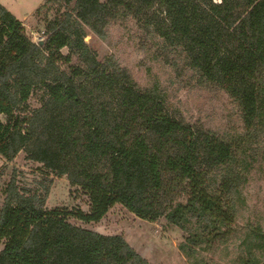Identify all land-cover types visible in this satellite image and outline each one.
Returning <instances> with one entry per match:
<instances>
[{
	"label": "trees",
	"instance_id": "obj_1",
	"mask_svg": "<svg viewBox=\"0 0 264 264\" xmlns=\"http://www.w3.org/2000/svg\"><path fill=\"white\" fill-rule=\"evenodd\" d=\"M35 16L37 42L0 3V156L23 151L64 175L88 208H47V186L9 182L0 264H149L121 234L70 222H99L116 204L183 229L180 249L193 264L220 245L227 264H264L262 225L237 223L264 163V0H43ZM125 18L159 38L197 84L224 92L242 130L186 121L158 83L141 87L112 56L99 58L86 36Z\"/></svg>",
	"mask_w": 264,
	"mask_h": 264
},
{
	"label": "rangeland",
	"instance_id": "obj_2",
	"mask_svg": "<svg viewBox=\"0 0 264 264\" xmlns=\"http://www.w3.org/2000/svg\"><path fill=\"white\" fill-rule=\"evenodd\" d=\"M42 2L43 0H0L3 6L23 22L34 42L42 35L43 24L35 16V11ZM85 40L97 51L99 58L112 56L127 68L139 86L149 87L158 83L166 93L172 111L186 121L200 123L220 134L242 130L240 113L232 100L222 91L210 90L197 84L192 79L191 72L183 68L181 59L175 53L163 50L161 40L143 32L133 19L125 18L111 23L104 36L89 32ZM28 103L30 109L39 105L34 98ZM11 181L21 188L37 192L44 191V186H47V208L72 205L88 208L85 195L75 191L64 175L47 174L41 169L40 163L29 160L23 151L10 161L0 156V208L5 199L6 186ZM245 196L246 206L237 223L258 221L264 229V163L251 173L245 187ZM70 222L102 234H121L149 264L194 262V258L180 249L187 233L168 223L164 217L155 221L145 220L116 204L99 222L85 223L76 218H70ZM233 244L234 242L230 243L229 250ZM222 247L223 245L219 246L217 253L199 250L197 257L200 260L204 258L206 264H227L228 259L222 258L220 254ZM2 248L3 243L0 241V250Z\"/></svg>",
	"mask_w": 264,
	"mask_h": 264
},
{
	"label": "built area",
	"instance_id": "obj_3",
	"mask_svg": "<svg viewBox=\"0 0 264 264\" xmlns=\"http://www.w3.org/2000/svg\"><path fill=\"white\" fill-rule=\"evenodd\" d=\"M41 39H42V37L40 36L38 40H41ZM38 40H37V41H38Z\"/></svg>",
	"mask_w": 264,
	"mask_h": 264
}]
</instances>
